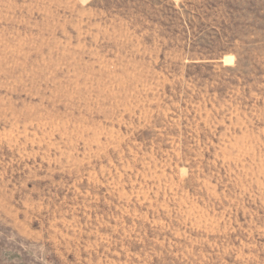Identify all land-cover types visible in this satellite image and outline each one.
Masks as SVG:
<instances>
[{"label":"rangeland","instance_id":"1","mask_svg":"<svg viewBox=\"0 0 264 264\" xmlns=\"http://www.w3.org/2000/svg\"><path fill=\"white\" fill-rule=\"evenodd\" d=\"M0 264H264V0H0Z\"/></svg>","mask_w":264,"mask_h":264}]
</instances>
